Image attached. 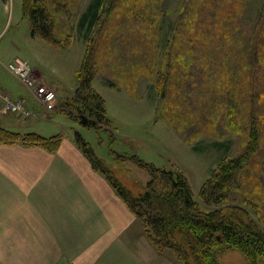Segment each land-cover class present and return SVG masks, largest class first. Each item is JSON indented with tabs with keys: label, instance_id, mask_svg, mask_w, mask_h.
<instances>
[{
	"label": "rangeland",
	"instance_id": "obj_1",
	"mask_svg": "<svg viewBox=\"0 0 264 264\" xmlns=\"http://www.w3.org/2000/svg\"><path fill=\"white\" fill-rule=\"evenodd\" d=\"M180 1L162 0L156 7L153 0H43L61 45L52 47L30 38L22 0H0V86L25 91L13 97L0 87L1 96L22 105L9 111L0 98V130L16 135V142L33 133L31 128L45 137L79 136L135 195L144 192L149 173L131 155L158 168L180 169L199 201L200 187L220 163L246 147L254 118L258 147L235 174L223 204L240 207L264 229V68L248 85L244 68L233 67L240 60L227 63L217 25L206 17L204 37L198 39L200 26L195 16L181 14ZM86 50L95 69L92 86L111 120L101 129L81 125L63 105L74 96L75 73ZM16 56L27 61L33 76V68L40 69L59 88L35 76L54 91L55 101H41L7 70ZM217 259L248 264L236 249Z\"/></svg>",
	"mask_w": 264,
	"mask_h": 264
},
{
	"label": "trees",
	"instance_id": "obj_2",
	"mask_svg": "<svg viewBox=\"0 0 264 264\" xmlns=\"http://www.w3.org/2000/svg\"><path fill=\"white\" fill-rule=\"evenodd\" d=\"M153 1L156 7L162 3V0ZM225 1L232 4L223 8ZM179 9L187 18L195 16L200 26L196 32L198 39L204 37L202 25L208 21L206 17L212 19L209 25H217L220 40L226 45L227 63L233 58L240 60L233 62V67H243L245 82L252 86L253 75L264 68V0H181ZM22 11L31 20L32 35L41 36L53 46H61L43 0H22ZM96 18L95 13L91 25ZM94 75L92 55L86 50L75 73L74 96L66 99L63 105L67 107V115L81 125L101 129V125L111 126V120L106 115L104 99L92 86ZM258 130L253 118L246 147L237 156L220 163L200 187L199 201L183 171L173 167L158 168L131 155L130 158L149 173L144 192L135 195L95 155L87 142L79 136L75 141L93 169L107 179L140 220L157 249L172 251L181 264H220L217 255L229 249L238 250L248 264H264V229L240 207L223 204L235 174L258 147ZM1 131L6 138L0 137V143L16 142V135ZM58 142L57 136L44 138L35 133L27 134L22 141L50 150Z\"/></svg>",
	"mask_w": 264,
	"mask_h": 264
},
{
	"label": "crops",
	"instance_id": "obj_3",
	"mask_svg": "<svg viewBox=\"0 0 264 264\" xmlns=\"http://www.w3.org/2000/svg\"><path fill=\"white\" fill-rule=\"evenodd\" d=\"M34 37L55 47L30 28ZM33 71L59 89L40 69ZM1 88L13 97L25 92ZM57 137L53 150L0 143V264H181L150 242L77 142Z\"/></svg>",
	"mask_w": 264,
	"mask_h": 264
},
{
	"label": "built area",
	"instance_id": "obj_4",
	"mask_svg": "<svg viewBox=\"0 0 264 264\" xmlns=\"http://www.w3.org/2000/svg\"><path fill=\"white\" fill-rule=\"evenodd\" d=\"M7 70L14 74L21 83L28 89L32 91L34 96L41 99L45 103H51L55 101L56 95L53 90L47 88L43 83L40 82V79H37L32 75V68L28 65L26 60L21 59L20 57H14L6 65ZM3 99L4 108L9 111H19L22 109V105L18 101L11 100L8 98V95L1 96Z\"/></svg>",
	"mask_w": 264,
	"mask_h": 264
}]
</instances>
